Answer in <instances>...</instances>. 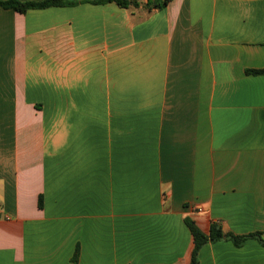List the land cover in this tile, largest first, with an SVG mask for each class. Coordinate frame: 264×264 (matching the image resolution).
Returning a JSON list of instances; mask_svg holds the SVG:
<instances>
[{
  "label": "crops",
  "instance_id": "1",
  "mask_svg": "<svg viewBox=\"0 0 264 264\" xmlns=\"http://www.w3.org/2000/svg\"><path fill=\"white\" fill-rule=\"evenodd\" d=\"M147 2L0 4V264H264V0Z\"/></svg>",
  "mask_w": 264,
  "mask_h": 264
},
{
  "label": "trees",
  "instance_id": "2",
  "mask_svg": "<svg viewBox=\"0 0 264 264\" xmlns=\"http://www.w3.org/2000/svg\"><path fill=\"white\" fill-rule=\"evenodd\" d=\"M170 0H148L147 7L149 10L153 8L165 7ZM81 2H88L93 4H105V3H116L121 7H138L140 5V0H43V1H19V0H5L0 1V4L5 7H11L20 12H25L32 8H46L50 6H71L76 5ZM255 73L264 72L263 70H254ZM186 223L190 228L194 237V248L192 251V259L190 264H199L198 253L200 248L209 241H215L220 238L226 237L231 239L236 245L242 244L247 238L257 237L262 239V232L250 233L247 235H236L234 233H226L222 228L213 224L210 234L204 233L196 223L190 219L186 218ZM79 248L77 247L75 254L72 258L71 264H78Z\"/></svg>",
  "mask_w": 264,
  "mask_h": 264
}]
</instances>
